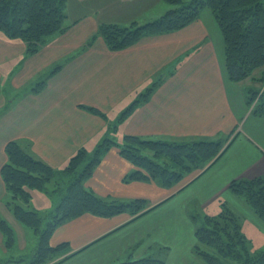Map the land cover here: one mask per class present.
I'll list each match as a JSON object with an SVG mask.
<instances>
[{
  "label": "crops",
  "instance_id": "crops-1",
  "mask_svg": "<svg viewBox=\"0 0 264 264\" xmlns=\"http://www.w3.org/2000/svg\"><path fill=\"white\" fill-rule=\"evenodd\" d=\"M76 1L77 8L66 3L69 29L34 55H27L25 42L0 32V172L10 141L63 170L79 149L93 153L122 113L155 85L148 100L118 125L114 134L119 143L128 135L170 142H231L210 167L173 188L126 182L135 168L118 148H111L86 187L102 198L142 199L153 209L138 218L127 212L111 218L86 214L64 223L50 244H67V249L51 264H119L147 257L179 264L175 251L189 253L192 260L196 256L192 214L216 216L223 206L241 218L253 249L263 251L264 231L252 208L229 186L234 180L264 176V116L255 115L247 104L248 89H264V84L229 80L224 38L212 11L202 10L197 21L181 30L147 36L126 50L111 51L101 37L95 38L102 24L143 25L155 17L127 11L105 19L95 8L97 0ZM168 7L159 14L175 8ZM42 82L44 87L35 91ZM82 106L96 108L105 117ZM6 195L0 174V217L14 229V248L26 257L38 245L36 236L32 238L7 208ZM32 202L43 213L55 206L51 197L36 190ZM0 247L5 248L1 232Z\"/></svg>",
  "mask_w": 264,
  "mask_h": 264
},
{
  "label": "trees",
  "instance_id": "trees-1",
  "mask_svg": "<svg viewBox=\"0 0 264 264\" xmlns=\"http://www.w3.org/2000/svg\"><path fill=\"white\" fill-rule=\"evenodd\" d=\"M164 2L175 8L143 25L136 22L130 26L102 24L95 38L101 37L111 51H123L144 37L181 30L197 21L202 10L210 9L224 38L225 69L229 80L241 83L251 79L261 86L264 84V0ZM66 3L67 0H0V32L9 39L25 42L27 55H34L53 36L69 29ZM257 70L260 73L255 77ZM44 84H38L35 91H40ZM155 87L148 89L122 113L111 126L110 134L93 153L85 148L79 149L63 170L54 169L35 158L16 141L6 145L7 162L0 172L7 193L6 206L19 223L38 237V245L29 258L17 257L4 263L0 260V264L54 262L67 249V244L51 246L52 234L57 227L83 215L111 218L127 212L138 218L153 209L142 199L124 202L102 198L86 187L87 180L111 148H118L122 157L135 168L125 178L126 182H154L164 188H173L194 172L206 170L224 153L231 142L228 139L170 142L128 135L119 143L114 134L118 125L136 105L148 100ZM262 88L252 86L248 89L247 104L258 116H264ZM82 107L105 117L96 108ZM229 188L252 208L259 227L264 231V176L234 180ZM34 190L55 201L53 210L43 213L33 206ZM192 219L196 222L194 254L204 264H264V250L253 249L252 242L244 234L241 218L228 207L223 206L222 212L216 216H194ZM0 232L9 252L15 246V231L2 217ZM119 264H165V261L147 257Z\"/></svg>",
  "mask_w": 264,
  "mask_h": 264
},
{
  "label": "rangeland",
  "instance_id": "rangeland-1",
  "mask_svg": "<svg viewBox=\"0 0 264 264\" xmlns=\"http://www.w3.org/2000/svg\"><path fill=\"white\" fill-rule=\"evenodd\" d=\"M71 1V7H78V2L76 0H69ZM184 1H191V0H184ZM98 4L95 7L100 15L105 18V19H109L111 17H122L127 11H129L130 13H135L137 15H148V17H155V20L158 19L157 17H162L165 13H163L162 15L159 14L160 10H164L165 8H169L168 5H166V3L164 2V0H97ZM153 7V10L151 11ZM148 11H151L148 12ZM147 12V13H145ZM161 13V12H160ZM160 15V16H157ZM154 19V18H153ZM154 21V20H153ZM37 84H35L36 86ZM264 91V89L262 90ZM37 204H39L40 206H42V201H38ZM214 208H211V211H213ZM200 214H192L198 218L200 217H204L205 214H203V212H199ZM213 213V212H210ZM219 212H217L216 215H218ZM211 216L214 214H210ZM195 225L196 222L194 221ZM30 232H32L30 230ZM31 236V233H27V237ZM34 233L32 232V238L34 237ZM35 238V237H34ZM38 243V237L35 238V243ZM28 242L31 246L32 241L31 238H28ZM33 245V244H32ZM35 247V244L33 245ZM37 247V246H36ZM36 247L34 249V251L36 250ZM5 251V252H4ZM29 251V249L27 250ZM33 251V252H34ZM32 252V253H33ZM31 253V254H32ZM31 254H28L26 257L29 258L31 256ZM21 254L17 251L16 248H12L9 252L6 250V248L0 247V260L6 261L8 259H16L17 257H21ZM189 253H181V251H175L174 253V258L177 259L176 263L179 264H204V262L199 258L196 257L193 258L192 260L189 259ZM20 262V261H19ZM4 263V262H3ZM52 262L46 263V264H51ZM18 264H22V263H18ZM25 264H27V262H25Z\"/></svg>",
  "mask_w": 264,
  "mask_h": 264
}]
</instances>
